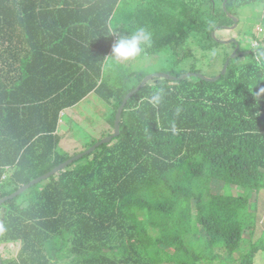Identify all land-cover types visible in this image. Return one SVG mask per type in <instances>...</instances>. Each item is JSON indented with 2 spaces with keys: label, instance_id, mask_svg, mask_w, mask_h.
<instances>
[{
  "label": "trees",
  "instance_id": "trees-1",
  "mask_svg": "<svg viewBox=\"0 0 264 264\" xmlns=\"http://www.w3.org/2000/svg\"><path fill=\"white\" fill-rule=\"evenodd\" d=\"M224 1L0 0V198L69 159L57 151L64 110L95 94L112 109L113 128L124 97L146 77L130 64L102 69L116 41L106 36L109 21L122 35L137 21L152 29L144 57L167 53L168 75H202L199 60L223 67L231 55L215 40L233 25L230 15L239 23L240 10L258 6L264 27V0ZM252 42L214 82L149 80L109 143L3 203L2 264H256L264 253L256 201L264 96L255 98L264 88V35ZM185 62L189 69L174 70ZM158 88L166 93L160 107H135ZM216 183L247 194H224ZM11 245L16 254L4 256Z\"/></svg>",
  "mask_w": 264,
  "mask_h": 264
},
{
  "label": "rangeland",
  "instance_id": "rangeland-1",
  "mask_svg": "<svg viewBox=\"0 0 264 264\" xmlns=\"http://www.w3.org/2000/svg\"><path fill=\"white\" fill-rule=\"evenodd\" d=\"M134 2V1H133ZM124 5V4H123ZM126 7L133 8L132 4H127ZM257 9L253 11L254 9ZM260 7H248L240 10L241 16L239 15V23L237 21V25L233 28V25L230 29H221L216 32V39L219 41H226V40H235L238 43V49H255V42H252L256 33L261 36L264 35V27L261 28L258 24H256L257 19L259 18ZM245 14V17L243 16ZM253 15L255 17H253ZM231 16V15H230ZM232 17V16H231ZM259 21V20H258ZM257 21V22H258ZM259 23V22H258ZM137 26L139 27H146L144 23L141 21H137ZM147 28V27H146ZM126 27L122 28L123 32H126ZM152 32V29H149ZM117 34L113 35L116 39L119 35H122L120 31L117 29ZM153 34V33H152ZM115 41L113 42V44ZM221 43V46L226 51L234 52L235 47H232L233 43ZM113 46V45H112ZM112 48V47H111ZM222 52V51H221ZM242 52V51H240ZM248 53V52H247ZM111 54V49H110ZM167 58V53H160L155 55L154 57H142L141 59L130 63L132 67L135 69H139L144 71L146 76L152 74H168L171 72L172 68L167 65L165 62ZM190 62H185L182 64L180 69H174L179 71L181 69H189L188 64ZM215 63H211L209 66L207 63L198 61L196 66L197 69L201 70V74L207 78H213L222 70V61H219L215 66ZM8 71L3 70L2 74L4 75ZM110 71H108L109 73ZM11 75V74H10ZM3 83H6L7 80L2 79ZM112 109L108 107V104L102 102L95 94L89 95L86 99H84L80 104L73 106L72 108L66 109L61 114V121L58 125L57 133L61 137L60 144L58 145V153L60 151L65 154L66 156L73 157L76 156L87 149H89L88 145L91 144L93 141H100L104 137L110 136L113 134V128L110 125L108 119ZM110 134V135H109ZM98 140V141H97ZM45 183V181L43 182ZM226 185V184H224ZM215 188L218 191L223 192L224 194H233V195H246L247 190L238 188L237 186L229 185L223 186L222 184L216 183ZM260 193H258L257 206L260 203L264 206V190L262 191V196L260 197ZM257 195L255 193H250L249 198L253 199ZM264 219V213H259V221ZM260 233H256L255 238H258ZM247 234L244 235L247 238ZM19 246H5L2 250V254L5 255H12L14 256L18 250ZM67 260V259H66ZM65 260V261H66ZM70 264V263H68ZM256 264H264V253H260L257 256Z\"/></svg>",
  "mask_w": 264,
  "mask_h": 264
},
{
  "label": "clouds",
  "instance_id": "clouds-1",
  "mask_svg": "<svg viewBox=\"0 0 264 264\" xmlns=\"http://www.w3.org/2000/svg\"><path fill=\"white\" fill-rule=\"evenodd\" d=\"M117 29L118 27L109 21L106 26V36L116 35ZM126 33V35L118 36L111 48V55L102 62L101 67L104 71H109L119 64L128 65L141 59L146 54V50L151 47L153 34L148 28L136 27L131 31L126 30ZM257 59L264 62V52L258 53ZM165 94L164 88H158L144 94L139 98L135 107L139 109L147 104L154 109L158 108L163 103ZM261 96H264V88H259L256 92L257 102H259Z\"/></svg>",
  "mask_w": 264,
  "mask_h": 264
},
{
  "label": "water",
  "instance_id": "water-1",
  "mask_svg": "<svg viewBox=\"0 0 264 264\" xmlns=\"http://www.w3.org/2000/svg\"><path fill=\"white\" fill-rule=\"evenodd\" d=\"M226 1V0H225ZM225 1L223 2V6H224V3ZM231 20L233 21V28L237 25V18L236 17H231ZM231 27V26H230ZM223 29H230L229 27H222ZM213 37L214 36V32L212 34ZM219 42H222V43H236L235 40H226V41H219ZM237 50H238V44L236 45V48L234 50L233 53H231L229 59L225 60V63L223 65V68L221 70V73L213 78H207V77H204L200 74H194V73H188V74H185V75H182L181 77L179 78H176V77H173L171 75H168V74H162V73H159V74H152V75H148L146 77L143 78V80L141 81V83L132 91H130L123 99L121 105L119 106V108L117 109V112L115 114V120H114V126H113V134L111 136H108L106 138H103L102 140L98 141L97 143H95L92 147H90L87 151H85L84 153H80L72 158H69L68 160L64 161L63 163H60L59 165L55 166L51 171L31 180L30 182L22 185L19 187V189H17L15 192H13L12 194L8 195V196H5V197H2L0 198V206L5 203L6 201L8 200H11V199H14L16 197H18L20 194H22L24 191H26L27 189H29L32 185H36L42 181H45L46 179H48L50 176H53L55 174H57L59 171L63 170L64 168H66L69 164L73 163L74 161L76 160H79L84 154H88L92 151H94L98 146H100L101 144H104V143H109L112 138L116 137L118 134H119V124H120V116H121V113H122V110L124 109L125 107V104L127 103V101L134 95V93H136L141 87H143L149 80L151 79H154V78H165V79H183V78H186L188 76H191V75H196L198 76L199 78L205 80V81H209V82H214L216 80H218L221 75L225 74L226 72V69H227V66H228V63L230 61V59L234 58L235 56L237 55H240L241 52H238L237 53ZM0 264H2L1 260H0Z\"/></svg>",
  "mask_w": 264,
  "mask_h": 264
}]
</instances>
